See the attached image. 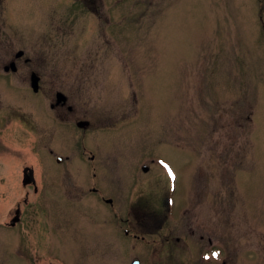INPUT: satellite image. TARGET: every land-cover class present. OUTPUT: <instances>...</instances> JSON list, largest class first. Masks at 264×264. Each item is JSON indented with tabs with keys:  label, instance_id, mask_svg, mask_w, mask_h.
Returning <instances> with one entry per match:
<instances>
[{
	"label": "rangeland",
	"instance_id": "rangeland-1",
	"mask_svg": "<svg viewBox=\"0 0 264 264\" xmlns=\"http://www.w3.org/2000/svg\"><path fill=\"white\" fill-rule=\"evenodd\" d=\"M160 185L189 209L148 237L163 259L264 264V0H0V264H147L125 212Z\"/></svg>",
	"mask_w": 264,
	"mask_h": 264
},
{
	"label": "flooded vegetation",
	"instance_id": "flooded-vegetation-1",
	"mask_svg": "<svg viewBox=\"0 0 264 264\" xmlns=\"http://www.w3.org/2000/svg\"><path fill=\"white\" fill-rule=\"evenodd\" d=\"M20 52H21V54L19 55ZM23 54H24V52L22 50H19L15 54L16 60H12L7 65H4L3 70H4L5 74H7V75H9L11 73L12 74H18L21 71L20 67H19L21 65V63H18L17 61L21 60L24 57ZM28 64H30V59L29 58L24 59V65H28ZM7 67H10V69L6 70ZM13 67H15V70L13 69ZM35 74H36L35 71L30 72L31 84H32V77ZM36 75L38 76V74H36ZM39 81H38V84H39ZM32 90H33V92H36V93L40 92V88L38 89V91H35L34 88H32ZM59 94H60V96H59ZM68 100H69L68 96H66L62 91H56L54 101L50 102V109H51L52 113L55 114L53 116V118H55L56 120H62V121H67V122L70 120V115L75 111V106L70 104ZM82 122H85L86 125L83 127H80L79 125ZM82 122L79 121L76 123L77 128L80 130H83V131L87 130L89 128V126H91L90 121H88V120L82 121ZM85 149L86 148L84 147L82 149V151ZM96 156L98 158H96ZM61 162L62 161H59L57 159L58 164H61ZM89 162L92 163V164H89V163L88 164L91 165V168L93 169L92 178L95 182V185L92 186L89 190L93 196H97V197H95V200L99 201L100 203L104 202L105 204H107L110 207V210L114 212L116 202H113L112 198H104L100 195L99 184H100V179L102 178V176H101L102 175L101 174L102 173V170H101L102 164H101V160H99L98 151H97L96 155H92L90 157ZM88 164L80 165V168H82L83 171L89 172V169H87ZM138 167L141 168L143 173H146L149 171L148 166H145V165L140 166L139 165ZM138 167H137V169H138ZM135 175H136V170H135ZM87 176H89V175H87ZM87 176L86 175L84 176L85 177L84 179L86 181H88ZM33 181H34L33 175L31 174L27 178L26 182L31 183ZM157 187H158V185H157ZM173 205H174L173 199L171 198V196L169 195V193L167 191L162 192V185H160L159 188H157L155 190V192H153L151 194L150 198H147L145 195L142 197L138 196V198H136L133 201V203L129 207H127V209H126L125 213L129 217L128 221H131V225L129 224V226H131L132 230L135 231L136 228L138 231H140V229L144 230L143 235L135 234L134 236L136 239L141 238V240L144 242L143 243L144 244V246H143L144 247L143 248L144 254H143L142 258L144 261H146L147 264H149V263L150 264H156V263L162 264V263H166V262H172L175 264L177 261L181 260V256H178V257H180V259H174V257L170 258V260H167L166 258L163 259V257H162V238H160L158 236V239H148V237L151 235L157 236V234L152 233V230H154L155 228L161 229L162 228V220H166V218L168 217V214L171 215L173 218H175V217H178L180 215V212L185 211V213H187L189 211L188 208H183L181 210H174ZM15 213H16V215L14 216V218L17 216V218H19V221L17 222V224H20L22 222V213L20 214L19 209L16 210ZM136 215H141V217L137 219ZM14 218H12V220H14ZM12 220H11L10 226L15 227L16 223L12 224ZM137 220L139 222H142V223H137ZM128 231L129 230H126V234H128ZM187 231H189L191 235H194L196 232L194 227H189V229H187ZM200 240L201 241L205 240L204 235L200 236ZM176 241L179 242L180 238L177 237ZM207 244L209 245L208 250H211L214 247V240L210 234L207 235ZM163 245L166 248L165 243ZM216 256H218V255L216 254ZM216 256L213 255V258ZM206 258H210V256L207 255ZM217 258L219 259L220 257L218 256ZM135 259L139 260L140 264H141V260L139 258H135ZM202 261H203V259H201V261L197 260L196 263H199ZM218 262H220V261L218 260ZM222 263L227 264L228 261L225 260Z\"/></svg>",
	"mask_w": 264,
	"mask_h": 264
},
{
	"label": "water",
	"instance_id": "water-1",
	"mask_svg": "<svg viewBox=\"0 0 264 264\" xmlns=\"http://www.w3.org/2000/svg\"><path fill=\"white\" fill-rule=\"evenodd\" d=\"M21 54V52L19 53V55ZM10 67H7L6 70H9ZM13 69L15 70V67H13ZM38 81H39V77H37V75L35 74L33 77H32V87L34 88L35 91H38L39 89V84H38ZM60 96V94H59ZM86 123L85 122H82L80 123V127H83L85 126ZM18 221V218H15L14 221H13V224ZM133 264H139L138 261H135Z\"/></svg>",
	"mask_w": 264,
	"mask_h": 264
}]
</instances>
